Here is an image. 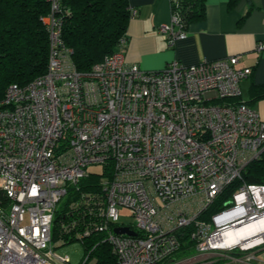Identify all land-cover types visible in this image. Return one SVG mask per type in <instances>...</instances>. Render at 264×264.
<instances>
[{
	"label": "built area",
	"instance_id": "built-area-1",
	"mask_svg": "<svg viewBox=\"0 0 264 264\" xmlns=\"http://www.w3.org/2000/svg\"><path fill=\"white\" fill-rule=\"evenodd\" d=\"M49 1L46 72L0 97V264H71L54 251L57 204L97 164L107 173L97 229L109 232L118 264H264V224L251 237L259 244L244 246L249 235L223 244L264 219L263 184L242 182L225 208L202 218L264 153L261 114L232 100L252 68L229 56L149 71L127 61L123 40L82 72L63 40L61 0ZM180 19L172 12L159 27L170 46L187 37ZM121 207L132 225L119 223ZM182 235L195 241L193 254L178 255Z\"/></svg>",
	"mask_w": 264,
	"mask_h": 264
},
{
	"label": "trees",
	"instance_id": "trees-1",
	"mask_svg": "<svg viewBox=\"0 0 264 264\" xmlns=\"http://www.w3.org/2000/svg\"><path fill=\"white\" fill-rule=\"evenodd\" d=\"M172 12H178L182 26L188 29L205 16V0H170ZM50 11L49 0H0V97L12 83L25 84L46 72L49 59V35L42 17ZM63 40L73 49L72 60L79 71L88 72L105 56L118 51L121 42L128 44L131 17L129 0H61ZM264 97V86L253 85L251 98ZM233 102L244 101L241 96ZM245 103L249 104L247 101ZM250 105V104H249ZM101 174L89 173L69 186L67 207L57 210L52 240L61 245L81 240L87 252L82 264H118V257L107 236L98 230L101 211L107 196ZM242 182L264 185V153L250 163L241 180H236L220 193L202 213V218L226 207ZM193 226L189 231H193ZM90 230V234H82ZM185 244L178 255L195 252V241L181 236Z\"/></svg>",
	"mask_w": 264,
	"mask_h": 264
},
{
	"label": "crops",
	"instance_id": "crops-1",
	"mask_svg": "<svg viewBox=\"0 0 264 264\" xmlns=\"http://www.w3.org/2000/svg\"><path fill=\"white\" fill-rule=\"evenodd\" d=\"M136 15L128 24L126 59L145 70L163 69L178 60L183 64L239 56V66L253 73L241 82V98L264 119V97L252 100L253 85L264 86V0H205V16L191 23L187 37L170 46L159 27L170 23V0H129Z\"/></svg>",
	"mask_w": 264,
	"mask_h": 264
},
{
	"label": "rangeland",
	"instance_id": "rangeland-1",
	"mask_svg": "<svg viewBox=\"0 0 264 264\" xmlns=\"http://www.w3.org/2000/svg\"><path fill=\"white\" fill-rule=\"evenodd\" d=\"M89 173L101 174L104 178H107L106 168L102 164L92 165L88 167ZM68 205L67 198L63 197L57 204V209H64ZM120 224L132 225L134 223L133 218L130 215V210L127 207H121L120 209ZM61 240L57 243H53L55 246L54 251L62 256H69L71 264H82L87 258V252L85 245L81 240L74 241L69 244L61 245Z\"/></svg>",
	"mask_w": 264,
	"mask_h": 264
},
{
	"label": "bare ground",
	"instance_id": "bare-ground-1",
	"mask_svg": "<svg viewBox=\"0 0 264 264\" xmlns=\"http://www.w3.org/2000/svg\"><path fill=\"white\" fill-rule=\"evenodd\" d=\"M261 224H264V219L261 220V221H258L257 223L255 224H252V225H249V226H245L244 228H240L236 231H232V232H229L228 235L226 236V238L224 239V245L229 244V245H232V244H236L238 241H240V238L246 236V235H249V238H250V242L249 239L245 242H242V244L244 246H248L249 244H259L260 241L262 240L263 237H261L260 235H256V237H252V235H255L256 231L260 228ZM248 237H244L243 239H247ZM236 242V243H235ZM255 244V245H256Z\"/></svg>",
	"mask_w": 264,
	"mask_h": 264
},
{
	"label": "water",
	"instance_id": "water-1",
	"mask_svg": "<svg viewBox=\"0 0 264 264\" xmlns=\"http://www.w3.org/2000/svg\"><path fill=\"white\" fill-rule=\"evenodd\" d=\"M115 232L118 234L136 235V232L128 226H118L115 228Z\"/></svg>",
	"mask_w": 264,
	"mask_h": 264
}]
</instances>
